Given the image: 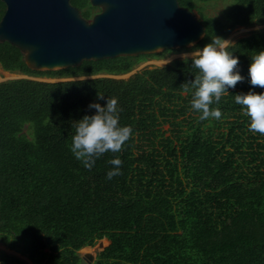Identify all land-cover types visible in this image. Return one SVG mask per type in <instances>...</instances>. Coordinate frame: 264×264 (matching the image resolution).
I'll use <instances>...</instances> for the list:
<instances>
[{"label": "trees", "instance_id": "16d2710c", "mask_svg": "<svg viewBox=\"0 0 264 264\" xmlns=\"http://www.w3.org/2000/svg\"><path fill=\"white\" fill-rule=\"evenodd\" d=\"M177 1L204 25L206 35L191 50L215 34L264 25V0ZM219 1L229 3L220 17L202 11ZM70 3L91 19L89 0ZM4 11L0 1V19ZM261 49L264 27L230 45L245 79L213 105L220 119L201 120L191 106L194 89L185 87L198 71L192 57L108 77L174 50L33 71L17 48L0 43L3 71L69 79L0 82V244L32 264H80L79 251L102 239L109 244L92 264H264V134L250 129L234 99L254 87L248 66ZM111 96L133 135L89 169L70 151L74 121L96 111L90 101L105 104ZM114 156L122 172L108 179Z\"/></svg>", "mask_w": 264, "mask_h": 264}, {"label": "water", "instance_id": "95a60500", "mask_svg": "<svg viewBox=\"0 0 264 264\" xmlns=\"http://www.w3.org/2000/svg\"><path fill=\"white\" fill-rule=\"evenodd\" d=\"M0 1L5 5L0 43L17 48L33 71H58L84 61L188 49L203 39L205 32L203 23L177 0H89L99 9L90 20L70 0ZM98 242L101 250L109 244L106 239ZM95 257L83 254L80 264H92Z\"/></svg>", "mask_w": 264, "mask_h": 264}, {"label": "clouds", "instance_id": "9594fccd", "mask_svg": "<svg viewBox=\"0 0 264 264\" xmlns=\"http://www.w3.org/2000/svg\"><path fill=\"white\" fill-rule=\"evenodd\" d=\"M205 35L203 32L202 37ZM231 42L229 38L215 34L210 42L203 47H194L190 53L198 71L191 85L185 83V87L194 89L191 106L199 113L201 120L209 117L220 119L222 109L213 105L219 104L230 88H235L239 81L245 79L240 70L239 56L230 50ZM189 43L195 44L193 41ZM188 55V52L181 53L185 60ZM248 78L254 87L246 92L235 93L234 99L249 115L250 129L264 134V49L256 51L251 57ZM255 86H260L262 90L257 91ZM97 96L105 98L103 93H97ZM118 99L116 96L106 97L105 104L90 101L88 107L96 111L74 121L75 132L71 138L70 151L86 168L91 169L97 158L105 152H119L133 135L132 125L120 123L122 107ZM109 163L114 166L106 173L107 178L111 179L122 172L120 165L123 161L119 156H114Z\"/></svg>", "mask_w": 264, "mask_h": 264}, {"label": "rangeland", "instance_id": "374dc122", "mask_svg": "<svg viewBox=\"0 0 264 264\" xmlns=\"http://www.w3.org/2000/svg\"><path fill=\"white\" fill-rule=\"evenodd\" d=\"M230 2V1H229ZM228 2L226 1H219V2H211L208 4H204L203 5V9L202 11L207 15V16H214V17H220L223 13V11L225 10V8L228 6ZM92 11V16L96 13L99 12V9L96 7H93ZM193 15L198 19L199 16L196 13H193ZM257 27V26H256ZM256 27H252V28H236L235 30H233V32L229 35V39L232 41L231 44L233 42H235L237 39L247 36L249 34L250 31L254 30L253 28ZM264 27V25H263ZM260 28V27H258ZM256 28V29H258ZM180 49H175L174 51L165 54L164 56H161L159 58H155V57H148L146 59H144L143 61H141L140 63L137 64V66L135 67L134 70H132L129 73L123 74V75H118V76H114L113 78L116 79H126L128 78L130 75H132L133 73H135L136 71H139L143 68H152V67H161L166 65L168 62L174 60V59H182L183 57L181 56V53L183 52H188L189 55L187 58H191V48H186V50H181ZM163 53V52H161ZM158 53V54H161ZM100 76H107V75H100ZM30 79V80H36V81H40V82H58V81H65L67 79H60V78H49V77H32V76H27V75H23L21 73H10V72H6L3 71L0 68V81H7V80H14V79ZM106 241H104L105 243ZM98 241L96 242V244L92 247H86L83 248L80 253H88V254H93V255H97L98 252L101 251V249L99 248L98 245ZM0 247L6 249L5 247H3L0 244ZM2 250V249H1ZM9 253V255L16 257L17 259H19L20 261L24 262L23 257L20 254H17L11 250L6 249ZM26 263V262H24Z\"/></svg>", "mask_w": 264, "mask_h": 264}, {"label": "crops", "instance_id": "0c3cea01", "mask_svg": "<svg viewBox=\"0 0 264 264\" xmlns=\"http://www.w3.org/2000/svg\"><path fill=\"white\" fill-rule=\"evenodd\" d=\"M0 250L5 252L6 254H9L8 251L6 249L2 248V247H0ZM79 254H80V256H82L83 254H88V253H82V252L80 253V251H79ZM22 257H23L24 262H26V264H32L31 261H29L26 257H24V256H22Z\"/></svg>", "mask_w": 264, "mask_h": 264}, {"label": "flooded vegetation", "instance_id": "af4514ba", "mask_svg": "<svg viewBox=\"0 0 264 264\" xmlns=\"http://www.w3.org/2000/svg\"><path fill=\"white\" fill-rule=\"evenodd\" d=\"M1 251V250H0ZM14 252V251H13ZM5 253V252H4ZM16 253V252H15ZM6 254V253H5ZM18 254V253H17ZM7 255H9V254H7ZM11 256V255H10ZM0 261H3V264H6L7 262H6V260L5 259H3L1 256H0Z\"/></svg>", "mask_w": 264, "mask_h": 264}]
</instances>
